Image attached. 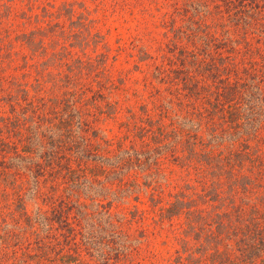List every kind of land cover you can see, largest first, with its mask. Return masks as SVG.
I'll return each mask as SVG.
<instances>
[{"label":"rangeland","instance_id":"obj_1","mask_svg":"<svg viewBox=\"0 0 264 264\" xmlns=\"http://www.w3.org/2000/svg\"><path fill=\"white\" fill-rule=\"evenodd\" d=\"M257 2L259 5H256ZM241 4L242 1H238L239 9L235 13L232 6V17L226 20L229 9L220 0H0V37L10 39L18 51L13 62L8 63L7 59L2 61L5 58L0 57V80H5V87L0 94L6 95L8 88H12L11 79L31 81L35 78V67L27 71L20 66L24 61L22 54L28 52L19 44L17 36L43 29L49 45L53 40H58L59 46L65 45V48L61 47L64 54L71 52L66 57L68 60L91 58L97 64L102 56L106 58L105 75H109L116 86L111 91L102 89L105 97L97 100V103L105 113L96 120L91 118L93 130L97 134V137L92 136V140L96 146L101 145V153L114 157L133 145L142 147L144 141L156 148L153 156L160 160L154 167L157 174L150 177H145V172L148 171L143 169L130 170L129 174L132 175L127 176L130 178L127 181L136 180L139 186L135 189L129 186H121L120 189L117 183H108L106 188L97 187L98 192L107 197L105 201H113L112 216L91 214L85 220L80 214L72 213L69 221L76 232L77 242H68L70 240L65 235H72V232H66L60 223H55V227L60 228H54L53 232L61 243L57 245L60 249L59 256L55 252L52 256L59 259L42 260L44 264H190L192 261L187 258L188 252L194 251L193 258L201 255L197 248L202 245L195 239L197 235H189L186 242L182 241L185 237L186 216L162 218L160 208L168 206L176 194L188 191L189 186L202 192L209 174L202 176L200 170L196 169L197 162L191 166L184 165L181 148L173 150L162 145L170 141L171 146L176 143L179 145V142L184 144L187 140L192 142L198 134L203 135L210 145L217 146L216 153L220 149L227 156L229 149L233 148L232 139L248 137L255 152L264 161V145H258L257 140L250 137L258 127L260 136H264V108L256 109L258 113L253 117L257 120L249 126L244 125L247 120L238 117L226 122L224 118H220L223 116L221 113L212 118L207 110L212 109L209 102L215 101L216 91L222 90L225 80L234 84L242 94L237 99V103L241 102L239 104L244 107L245 112L239 115L242 118L249 113L247 107L254 103L252 96L257 98L259 95L255 83L259 82V78H264V0H246L245 11ZM216 5L221 6L224 14L223 18L218 19L221 25L210 28V47L205 46L197 37L174 35V29L180 34L188 25L191 29L195 28L191 23L213 22L212 18L207 17L201 20L199 11L201 8H209L217 12ZM59 12L62 14L59 15ZM59 29L72 34V41L62 35ZM212 33L225 41L221 47L222 54L216 53ZM82 43L85 44L83 47L80 46ZM195 44L209 54H197L198 60H206L199 69L194 67L197 64H191L192 67L188 63V87L192 86L193 92L171 69L181 63V54H173V51H192ZM228 49L232 50L231 54ZM187 58H191L190 55ZM216 65L220 66L219 69ZM92 69L85 70L86 74L77 82V87L81 83L88 88L86 94L89 97L99 89L98 84L93 81L96 71L92 74ZM225 77L227 79L221 81L220 78ZM236 81L243 83L236 85ZM247 83L249 85L243 86ZM261 86L264 89V83ZM230 101L226 102V106H234L236 103ZM2 104L0 111H8L9 106ZM199 112H203V120L197 115ZM260 112H263L261 116ZM253 124L255 125L252 126ZM160 127L167 130L166 135H161ZM213 134L217 137L213 138ZM232 158L234 161L235 157ZM94 166L95 162L90 161L89 167ZM250 166L246 162L245 167L241 170L238 167L237 170H240V175H247L253 180L252 186L256 183V191L250 200L241 198L250 203H259L255 199L259 194L264 195V175L263 172H258V168L249 169ZM1 170L3 167L0 165ZM144 182L152 183L150 187H146ZM154 186L158 187L155 195L160 196L161 203L155 204L154 199H151ZM43 188L45 191L51 190L49 187ZM17 197L8 182L0 181V210L3 216L12 209L17 213ZM23 197V203L32 216H36L40 209L51 216L53 202H57L59 196L52 199L46 195L35 198L29 192ZM104 197L100 196L102 199ZM81 200L91 204V212L97 210L87 195H83ZM237 202H242L239 197ZM197 206L211 208L204 201H200ZM119 229V238L124 242L127 240L130 247L121 258H117L116 253L111 255L110 251L107 256L106 244L110 242L111 234H114L112 231ZM16 232L18 234L13 238L17 245H12L13 240L11 245L0 243V264H43L39 257L32 258L28 255L24 246L25 230ZM82 234L91 236V243L86 242ZM114 237L118 239V236ZM31 240L34 243V239ZM31 246L30 249L35 247ZM234 246L222 245L223 251L226 250L224 255L235 264H247L242 260L241 251L234 249ZM44 251L49 252L48 248ZM212 260V256H208L206 262L212 264Z\"/></svg>","mask_w":264,"mask_h":264},{"label":"trees","instance_id":"obj_2","mask_svg":"<svg viewBox=\"0 0 264 264\" xmlns=\"http://www.w3.org/2000/svg\"><path fill=\"white\" fill-rule=\"evenodd\" d=\"M220 1L226 4V9H229V17L226 20L232 17L230 13L232 6L234 13L238 11V1H242V9L245 11L246 0ZM11 5L10 3V7ZM256 5H259V2ZM6 6L9 8L8 4ZM215 7L217 12L209 8H201L199 11L200 17L202 16L201 20L207 17L212 18L213 22L208 24L202 21L191 23L195 28L191 29L188 25L186 29L181 30L180 34L177 29H174V35L197 37L203 44H206L205 46L210 47V43H212L210 28L221 25L218 19L223 18L224 14L221 6L216 5ZM54 26H58V24H54ZM59 31L72 41V34L64 32L63 29H59ZM44 32L43 29H35L17 36L19 44L28 52L22 54L24 61L20 66L27 71L29 68L35 67L36 76L31 81L20 78L11 79L12 88H8L6 95L0 94V107L3 106L2 103L9 106L8 111H0V165L3 167V170L0 171V181L8 182L11 185L18 195L16 200L19 203L16 207L17 213L12 209L3 216V212L0 210V243L11 245L13 240L12 245H17L13 238L18 234L16 230H25L24 246L28 255L32 258L39 257V261L43 264L42 260L59 259L57 256L60 254V249L57 245L61 242L53 231L54 228H60V226L55 227V223H60L66 232H72V235H65L70 240L68 242L71 244L77 242L76 232L69 221L72 213L80 214L85 220L91 214L112 216L113 201H105L107 197L98 192L97 187L106 188L108 183H117L119 188L129 186L135 189L139 186L136 180L127 181L130 180L127 176L132 175L129 174L130 170L143 169L148 171L145 172V177H150L157 174L154 167L160 162L159 158L153 156L156 148H152L149 143L144 141L142 147L138 148L133 145L114 157L101 153V145L96 146L92 140V136L97 137V134L93 130L91 118L96 120L98 116L105 113V110L97 103V100L105 97L102 89L107 88L111 91L116 86L115 81L109 75H105L106 58L102 56L97 64L91 58L86 60L69 58L68 60L66 57L71 52L67 51L64 54L61 47L65 48V45L59 46L58 40H53L49 45L46 42L47 34L44 35ZM211 37L216 42H213V45H216V53L222 54L221 47L225 41L220 40L214 33L211 34ZM0 42V57L5 58L2 61L7 59L8 63L13 62L14 55L18 52L14 48L13 42L10 39H4V37H0ZM84 45L80 44L82 47ZM201 50L202 47L199 48V45L195 44V49L192 51H184V49H180L179 53L173 51V54H181V63L178 66H173L171 71H174L178 75L177 78L179 77L178 79L183 81L187 87L189 81L188 73H186L188 72V63L190 65L197 64L194 67L199 69L206 60H198L197 54H209L208 51ZM227 51H230V54L232 52L231 49ZM187 55H190L191 58H187ZM216 67L219 69L220 66L216 65ZM223 67L226 68L227 65ZM89 68H93L92 74L96 71L93 74V81L99 87L91 97L86 94L87 87L81 83L77 87L79 78L83 77L86 74L85 70ZM220 79L224 81L227 77ZM3 83L5 80H0V93L5 87ZM71 83H73L72 86ZM241 83L243 82L236 81V85ZM263 83L264 78H259V82L255 83L259 95L257 98L252 96L254 103L247 107L249 113L242 118L239 115L245 112L244 107L239 104L241 102L237 103L238 97L242 94L236 90L234 84L225 80L222 90L216 91L215 101L209 102L212 109L207 108L208 114L214 118L215 115L221 113L223 116L220 118H224L226 122L234 117L245 119L247 121L244 125L249 126L257 120L253 117L258 113L256 109L264 108V89L261 86ZM247 85L249 84L243 86ZM188 88L190 91L193 90L192 86ZM228 100H231L230 103H236L234 106L232 104L226 106ZM262 113L260 112L259 115L261 116ZM197 115L200 120L204 119L203 112H199ZM259 130L260 127L250 137L257 140L258 145H264V136H260ZM166 131L163 127L159 128L161 135H166ZM212 137L215 138L217 135L213 134ZM249 139L248 137L232 139L233 148L229 149L227 156L220 149L216 153L217 146L210 145L203 135L198 134L195 141L192 142L187 140L184 144L179 142V145L176 143L175 146H171L170 141L162 145L164 148L170 147L169 149L173 150L181 148L180 150L184 153V165L191 166L197 162V168H195L200 170L202 176L209 174L202 192L189 186L188 191L176 194L175 199L170 201L168 206L160 208L162 218L171 219L175 216H186L183 243L187 241L189 235H197L195 239H198L202 245L197 248L201 255L193 258L194 251L188 252L187 258L192 261L190 264H209L206 262L208 256H212V264H235L232 259L224 255L226 250L223 251L222 245L224 247L235 245L234 249L241 251L242 260H245L247 264H264V195L256 196L255 200H258L259 203H250L249 200L256 191V183L252 186L253 180L249 176L239 173L245 167L246 162H249L251 165L249 169L258 168V172H263L264 175V161L255 152ZM198 146H201L202 150L198 149ZM232 157H235L234 161ZM88 161L89 164L90 161L95 162V166L89 167ZM238 167L240 170H237ZM111 179H113L112 182ZM151 183L144 182L146 187H150ZM43 187H49L51 190L45 191ZM152 188V201L154 199L155 204L161 203L160 196L155 195L158 187ZM109 190L111 192L110 187ZM29 192H32L35 198L42 195H46L50 199L59 196L57 202H53L52 205L53 216L41 209L36 216H32L23 203V195ZM83 195H87L97 210L90 211L91 204L81 200ZM237 197L242 202L238 203ZM241 197L249 200H244ZM253 199L254 197L252 201ZM200 201L209 203L211 208L209 206L198 207ZM217 202L219 203L216 204ZM117 227L119 228V226ZM120 232V229L112 231L114 234H111L112 238L106 244L107 256L110 251L111 255L116 253L117 258H121L120 256H125L124 252L129 249L128 241L124 242L119 238ZM82 235L86 242L91 243V236ZM114 236H118V239H115ZM31 238L34 239V243ZM31 245L35 247L30 249ZM46 248L49 252L45 253ZM34 251L37 252L34 253ZM54 252L57 254L55 258L52 256ZM126 257L128 259L129 255Z\"/></svg>","mask_w":264,"mask_h":264}]
</instances>
